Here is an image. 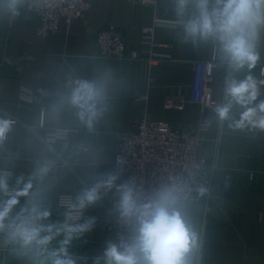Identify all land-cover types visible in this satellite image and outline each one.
Here are the masks:
<instances>
[{
	"label": "crops",
	"instance_id": "crops-1",
	"mask_svg": "<svg viewBox=\"0 0 264 264\" xmlns=\"http://www.w3.org/2000/svg\"><path fill=\"white\" fill-rule=\"evenodd\" d=\"M90 10L71 25L62 22L50 37L36 34L38 20L27 8L11 16L9 0H0V121L16 120L7 139L0 143V170L15 178L31 175L41 160L53 159L48 205L50 220L63 222L66 210L59 202L62 195L74 199L82 188L100 174L113 168L115 151L126 134L146 117L168 124L173 129H206L202 153L213 166L210 194L196 204H187V215L201 238L200 264H264V140L249 125L236 127L239 105L232 108V120L220 121L215 109L225 103L224 68L214 71L210 97L215 108L190 103L193 68L197 61L208 60L213 48H194L181 42L182 29L158 28L156 38L170 45L171 60L151 68L144 60H121L99 54L97 30L114 23L125 33L129 47L142 45V28L156 19L176 22L174 0H159L158 5L140 0H88ZM261 59L251 74L264 80V36ZM105 69L115 76L111 104L93 128L69 119L61 129L70 131L66 139L53 145L43 141L51 129L45 123L44 109L70 78L92 79ZM247 70L238 74L243 79ZM32 93V102L22 100L21 92ZM255 103L264 100V84ZM185 103V108L178 106ZM39 124V130L33 129ZM23 202V201H22ZM109 194L95 207L85 211L96 216L93 230L74 240L69 251L78 264H93L102 255L107 241H114L116 215L111 211ZM62 237L58 238L61 239ZM57 246V241H53ZM0 264H26L7 247H0Z\"/></svg>",
	"mask_w": 264,
	"mask_h": 264
},
{
	"label": "clouds",
	"instance_id": "clouds-1",
	"mask_svg": "<svg viewBox=\"0 0 264 264\" xmlns=\"http://www.w3.org/2000/svg\"><path fill=\"white\" fill-rule=\"evenodd\" d=\"M23 4L24 0H9L11 16H19ZM174 9L181 42L194 48L210 44L213 60H219L218 66L227 73L226 102L215 109L216 117L232 120V108L239 105L244 111L235 126L264 130V100L255 103L264 80L251 74L261 59L264 0H174ZM245 70L244 78H238ZM114 81L111 69L92 79L70 78L44 109L50 135L64 139L61 126L69 119L91 130L110 107ZM11 125V121H0V143ZM126 163L125 157L117 156L110 171L82 188L63 222L50 220L48 205L55 160H41L29 177H17L14 183L10 171L0 170V247H7L26 264H78L69 248L91 232L98 220L85 211L111 194V211L127 235L120 242L107 241L93 264H200L202 242L187 215L186 185L167 182L146 189L133 178L122 181Z\"/></svg>",
	"mask_w": 264,
	"mask_h": 264
},
{
	"label": "built area",
	"instance_id": "built-area-1",
	"mask_svg": "<svg viewBox=\"0 0 264 264\" xmlns=\"http://www.w3.org/2000/svg\"><path fill=\"white\" fill-rule=\"evenodd\" d=\"M143 4L158 5L159 0H140ZM88 0H27V8L36 16L38 27L36 34L39 37H50L56 34L62 22L71 25L75 20L84 17L90 10ZM158 28L179 29L175 21L156 19L152 25L142 28V45L132 48L127 45L124 31L114 23H106L100 27L95 40L101 56L121 60H144L153 68L161 62L169 61L172 55L170 45L159 42L156 38ZM217 65L212 67L211 65ZM219 60H213L212 55L208 60L197 61L193 68V83L189 102L199 104L203 108H215L217 103L211 100V83L214 71L219 68ZM21 98L27 103L32 102V93L23 89ZM178 108L183 110L185 103ZM12 125L18 124L16 120ZM256 136L264 140V130L256 129ZM64 139L70 131L62 129ZM8 136V134H7ZM7 139V137H6ZM5 139V140H6ZM43 141L49 145L59 140L50 135H43ZM206 142V129L197 126L190 131L173 129L168 124L155 120L142 118L137 127L122 137L113 160L117 156L126 158L125 171L122 181L130 178L142 183L146 189H151L161 183L182 182L188 191L187 204H196L202 196L210 194L211 174L213 166L209 159L203 155L202 146ZM71 195L59 196V204L65 208L74 202ZM127 230L116 217L115 242L125 239ZM3 253V249L0 248Z\"/></svg>",
	"mask_w": 264,
	"mask_h": 264
}]
</instances>
